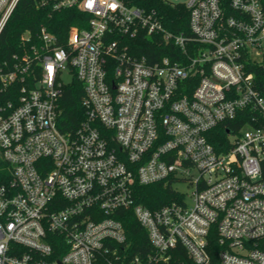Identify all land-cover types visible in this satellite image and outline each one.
I'll list each match as a JSON object with an SVG mask.
<instances>
[{"label":"built area","instance_id":"1","mask_svg":"<svg viewBox=\"0 0 264 264\" xmlns=\"http://www.w3.org/2000/svg\"><path fill=\"white\" fill-rule=\"evenodd\" d=\"M165 1L189 11V35L122 0H37L88 14L89 27H72L65 44L46 27L25 32L0 65V264H169L178 248L214 264L213 226L218 264H264V75L249 70L264 71L263 4ZM20 2L0 0V37ZM141 36L167 55H136ZM74 78L86 118L64 130L60 99ZM241 114L219 153L208 134ZM184 182L191 203L175 190ZM158 183L179 200L137 202L138 185ZM119 211L133 213L153 254L130 256Z\"/></svg>","mask_w":264,"mask_h":264},{"label":"trees","instance_id":"2","mask_svg":"<svg viewBox=\"0 0 264 264\" xmlns=\"http://www.w3.org/2000/svg\"><path fill=\"white\" fill-rule=\"evenodd\" d=\"M125 4L133 7H140L146 11H155L161 18L165 28L175 34H190L189 11L181 5H172L165 0H122ZM264 8V0H261ZM90 16L77 9H68L61 12L51 13L47 8H39L37 0H21L6 28L0 37V65L9 59L14 52L19 49V41L22 34L31 32L36 35L42 27L58 37L60 43L65 44L69 31L72 27L88 29ZM153 39L139 37L136 55H145L150 62H154L156 57L167 55L163 48L156 47ZM255 71L257 77L264 75L263 69H249ZM84 96V86L76 78L66 85L59 105V125L64 130L76 129L86 118V113L82 105ZM242 114L234 121L220 125L208 134L209 142L221 153L229 148L228 129L237 131L245 122ZM180 194L175 191L170 184H153L149 186H137V202L143 206L155 210L173 201L179 200ZM116 218L124 226L127 235V243L130 245L127 252L130 256H146L153 254V248L149 242L147 231L138 223L131 211H119ZM208 250L213 263H219V255L225 250L221 245L216 226L211 228L208 237ZM54 258L61 259L65 253L63 239L56 236L53 240ZM124 247H120L122 251ZM99 264H107L102 258ZM169 264H195L187 252L178 248L173 252V257Z\"/></svg>","mask_w":264,"mask_h":264},{"label":"rangeland","instance_id":"3","mask_svg":"<svg viewBox=\"0 0 264 264\" xmlns=\"http://www.w3.org/2000/svg\"><path fill=\"white\" fill-rule=\"evenodd\" d=\"M63 80L65 83H69L72 80V74L67 72L63 76ZM175 190L185 194L188 203L192 202V197L195 189L192 186H189L187 183H181L175 186Z\"/></svg>","mask_w":264,"mask_h":264},{"label":"water","instance_id":"4","mask_svg":"<svg viewBox=\"0 0 264 264\" xmlns=\"http://www.w3.org/2000/svg\"><path fill=\"white\" fill-rule=\"evenodd\" d=\"M59 264H62V263H59Z\"/></svg>","mask_w":264,"mask_h":264}]
</instances>
